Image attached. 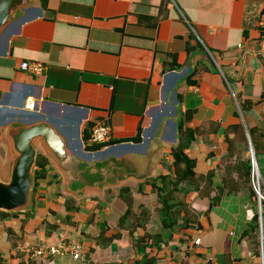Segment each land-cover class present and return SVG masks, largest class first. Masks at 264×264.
I'll list each match as a JSON object with an SVG mask.
<instances>
[{
  "label": "crops",
  "instance_id": "crops-1",
  "mask_svg": "<svg viewBox=\"0 0 264 264\" xmlns=\"http://www.w3.org/2000/svg\"><path fill=\"white\" fill-rule=\"evenodd\" d=\"M0 5L11 13L0 32V143H6L0 152L7 154L0 157L1 168L8 170L18 157L14 135L22 128L51 127L60 151L40 138L33 141L37 156L50 162L52 185L44 182L26 209L0 215V264L263 263L264 206L255 205L248 191H224L216 205L210 200L216 189L210 198L189 193V227L181 229L180 220L169 231L159 216L164 194L148 181L173 177L170 154L177 121L187 110L199 136L186 154L199 176L212 172L214 186H221L229 141L236 147L231 162L242 160L246 149L250 157L252 149L264 167V146L256 156L251 139L264 145V0ZM171 57L176 70L167 66ZM23 62L46 70L28 75L20 69ZM92 123L111 126L112 141L138 135L141 141L88 150L84 133ZM239 125L247 144L231 134ZM128 211L131 218L119 227ZM257 216L258 257L252 239L243 238ZM147 236L156 237V244ZM77 247L79 260L73 257Z\"/></svg>",
  "mask_w": 264,
  "mask_h": 264
},
{
  "label": "trees",
  "instance_id": "trees-1",
  "mask_svg": "<svg viewBox=\"0 0 264 264\" xmlns=\"http://www.w3.org/2000/svg\"><path fill=\"white\" fill-rule=\"evenodd\" d=\"M46 0H43L45 3ZM170 69L176 70L180 66L177 64V60L175 57H171L168 65ZM196 71L192 73L195 74ZM191 75V76H192ZM190 77H188L189 83ZM182 100V98H179ZM194 116L192 110H187L185 113L180 114L179 119L177 121V133H178V141L176 146H174L171 150V157L173 159L172 164L169 165V168H173L172 175L173 177L166 176L161 177L159 179H152L148 181L153 187V189L160 191L164 194L162 197V208L159 211V216L161 219V223L164 228L168 229L169 231H173L176 226H179V221H184V227L181 229H187L189 226L188 224L192 221L190 217L187 216L188 207L186 205V198L189 193L197 192L199 193L201 198H210L213 189H216V195L210 200L212 205H216L221 200V195L225 192L227 193H238L242 191H248L249 195L255 205L258 204V198L256 193L252 187L251 181V172H252V158L245 157L247 153V149L245 150V154L242 156V160L236 161L235 163L231 162L230 159L235 156V144L229 141V150L228 152L223 155V164L221 165V186L215 187L214 181V173H209L206 176H199L195 169H196V162L193 161L187 154V150L191 148V146L197 141L199 136V132L195 129H192L189 125ZM96 123H92L95 125ZM231 134H235L237 136V141L239 143L247 144V139L245 136V132L242 126H235L230 129ZM85 141L87 143V149L91 151H98L102 148L109 147L112 144L116 143H125V142H134L139 143L141 141L140 135L137 138L132 140H114L107 144H89L88 139L90 137L89 132L85 131ZM252 143L256 152V156L261 153V146H264L263 143H259L255 137H252ZM230 161V162H229ZM259 170L264 182V167H260ZM51 171V166L49 160L45 156H37L35 161V167L33 169V189H32V196L31 202L35 201V197L38 194L39 189L43 186L44 182L46 185H52V180H50L47 176ZM55 178V177H53ZM262 195L264 196V190L262 188ZM128 189L122 191V195H128ZM121 195V196H122ZM30 202V203H31ZM70 202L67 201V203ZM35 203V202H34ZM70 206L69 204H67ZM264 206V203H262ZM69 208V207H68ZM130 208V206H129ZM33 211V210H32ZM14 212H4L0 211V215L3 218L11 216ZM32 213V212H31ZM29 212L26 213V216L29 217ZM17 214H14V217ZM132 214L128 211L119 222V227H125L126 223L131 218ZM264 219V213H263ZM138 221H140L138 219ZM264 223V222H263ZM264 226V225H263ZM130 230V227H129ZM133 232V231H130ZM104 232H101V236ZM260 224L258 216L254 218L252 223L249 226V230L243 235V238H250L252 239L253 243V253L258 257L260 255ZM100 237V236H99ZM119 238L120 235L115 237H111L110 239H106L104 242L105 244H110L113 242V239ZM147 239L150 242L149 244L153 245L156 244V237L147 236ZM142 241V240H141ZM140 240L137 242L140 244ZM154 242V243H152ZM139 247V246H138ZM143 249L144 248H140Z\"/></svg>",
  "mask_w": 264,
  "mask_h": 264
},
{
  "label": "water",
  "instance_id": "water-1",
  "mask_svg": "<svg viewBox=\"0 0 264 264\" xmlns=\"http://www.w3.org/2000/svg\"><path fill=\"white\" fill-rule=\"evenodd\" d=\"M1 9L0 32L8 23L11 14L8 8L2 7ZM36 138L42 139L47 146L52 147V150L55 149V153L60 154V151L55 148L57 145V142H55L57 134L51 127L42 124L19 129L14 135V148L18 157L9 165L8 181H3L0 177V211L8 213L21 211L26 209L31 202L33 169L37 158L33 141ZM62 155L63 152L61 153V157L63 158L64 156ZM251 157L255 160L252 149Z\"/></svg>",
  "mask_w": 264,
  "mask_h": 264
},
{
  "label": "built area",
  "instance_id": "built-area-1",
  "mask_svg": "<svg viewBox=\"0 0 264 264\" xmlns=\"http://www.w3.org/2000/svg\"><path fill=\"white\" fill-rule=\"evenodd\" d=\"M264 28V21L261 24ZM21 71L27 73L31 76H40L45 70L46 66L37 62H23L20 65ZM89 144H107L113 140V131L111 126L107 123H96L89 128ZM251 181L254 192L257 195L259 204L262 207V203H264V196L262 195L263 188V179L259 170V166L256 161L252 158V172H251ZM199 242V241H197ZM51 253H55L56 250H51ZM44 251H38V255H44ZM74 259L79 260L81 258V251H79L78 247L74 249ZM264 264V259L263 263Z\"/></svg>",
  "mask_w": 264,
  "mask_h": 264
},
{
  "label": "rangeland",
  "instance_id": "rangeland-1",
  "mask_svg": "<svg viewBox=\"0 0 264 264\" xmlns=\"http://www.w3.org/2000/svg\"><path fill=\"white\" fill-rule=\"evenodd\" d=\"M5 147H6V143L1 142V143H0V149H4ZM6 155H7V154H6L5 150H2V151L0 152V157H1V158H2V157H5ZM34 167H35V166H34ZM8 171H9V170H5V169H3V167L0 168V177H1V179H2L3 181H8V179H7V177L9 176Z\"/></svg>",
  "mask_w": 264,
  "mask_h": 264
}]
</instances>
